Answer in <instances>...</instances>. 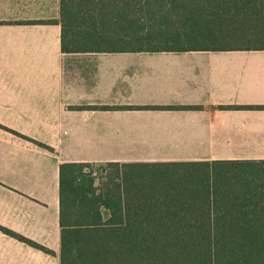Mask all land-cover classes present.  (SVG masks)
<instances>
[{"label":"crops","instance_id":"0c3cea01","mask_svg":"<svg viewBox=\"0 0 264 264\" xmlns=\"http://www.w3.org/2000/svg\"><path fill=\"white\" fill-rule=\"evenodd\" d=\"M60 15L61 0H0V211L27 223L0 226L49 249L27 226L50 199L60 213L63 163L264 160V109H222L264 106V51L64 54ZM18 91L37 100H12ZM156 106L199 109H127ZM99 137L158 155L89 157ZM40 223L45 236L58 227L60 262L58 215ZM22 247L0 248V262L15 264Z\"/></svg>","mask_w":264,"mask_h":264},{"label":"trees","instance_id":"16d2710c","mask_svg":"<svg viewBox=\"0 0 264 264\" xmlns=\"http://www.w3.org/2000/svg\"><path fill=\"white\" fill-rule=\"evenodd\" d=\"M56 23L64 54L264 51V0H61ZM106 163L60 165V264H264V160Z\"/></svg>","mask_w":264,"mask_h":264},{"label":"rangeland","instance_id":"374dc122","mask_svg":"<svg viewBox=\"0 0 264 264\" xmlns=\"http://www.w3.org/2000/svg\"><path fill=\"white\" fill-rule=\"evenodd\" d=\"M8 62H9L8 59L2 58L0 61V66H4V63H8ZM6 93H7L8 97H11L14 95V90L8 89L6 91ZM18 95L19 96L12 97V100H37V99L31 98L29 96V93L25 94V92H22V91L21 92L18 91ZM3 96H6V95L4 94ZM98 139H99V141H98V145L96 146V148L93 147L92 150L87 153L89 157H92V158L99 157V158L105 159V158H111V157H125V156L126 157H133L134 155L140 156V155L146 154V153H141V152H136V151H130V152L123 151L119 147L113 146V145H117V144H115V143L110 144L109 138L99 137ZM146 155L149 156V155H158V154H152L151 153V154H146ZM101 164H107V163H96V164H94L93 169L95 170V172L98 171L97 168ZM49 198H51L50 195H49L48 199ZM50 200H49L50 209L45 210L44 208H34V210H35V213H34L33 209L31 208V211H32L31 220H33V223L29 224V226H27V228H28V232H29L28 235H31L34 237H41L42 239H47V243H49V245L51 246L49 248L50 250L55 251V249H58L56 255L52 254L50 256V254L48 255V253H46V254H45V252L42 253V252L38 251L37 249H34L33 247H31L29 244L15 238V237L7 235L0 230V248L2 250H4V248H6V247H9L10 243L16 244V241L23 245L22 248H24V249L22 251L18 252V253H21V255L15 264H45V263H41L38 260L30 259L32 253L40 254L41 256L44 255V256L51 257L49 264H60V262H59V243L57 242L58 235H59L58 234V227H57V229H54L51 227V226H53V224H50V225L47 224L48 227L44 226V228L47 230L46 236L41 232V225H40L41 223L40 222L43 221L44 212H47L50 210L51 216H53L54 214H57L58 218H59L58 205L56 203H53V202L51 203ZM15 217L16 216H12V217L5 216L0 211V222H4L7 224V223H10L13 221L14 223L19 224V225H22V224L26 225L27 224L26 222L23 221V219L21 221H19V218H15ZM1 227H3V226H1ZM3 228H5V227H3ZM54 258L56 259V261H54L55 260ZM0 264H2V263L0 262Z\"/></svg>","mask_w":264,"mask_h":264}]
</instances>
